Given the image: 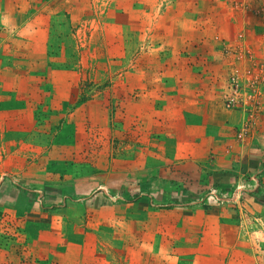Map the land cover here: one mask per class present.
Masks as SVG:
<instances>
[{"label":"rangeland","instance_id":"374dc122","mask_svg":"<svg viewBox=\"0 0 264 264\" xmlns=\"http://www.w3.org/2000/svg\"><path fill=\"white\" fill-rule=\"evenodd\" d=\"M259 140L264 0H0V264H264Z\"/></svg>","mask_w":264,"mask_h":264},{"label":"crops","instance_id":"0c3cea01","mask_svg":"<svg viewBox=\"0 0 264 264\" xmlns=\"http://www.w3.org/2000/svg\"><path fill=\"white\" fill-rule=\"evenodd\" d=\"M250 153L252 154L249 157L248 165L250 166L252 171H255L254 175L252 176V180L254 181L255 184L252 187L256 188L260 182L259 175H257V173L258 172L260 173L261 171L264 173V170H261V167H263L262 169H264V140L261 141L259 140V142L254 145ZM221 180H222L221 182L222 186L219 188L223 190L224 187L223 184H225V181H223V178H221ZM238 190H242L241 185H239ZM213 191L216 192L217 190L213 188Z\"/></svg>","mask_w":264,"mask_h":264}]
</instances>
